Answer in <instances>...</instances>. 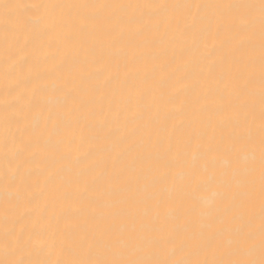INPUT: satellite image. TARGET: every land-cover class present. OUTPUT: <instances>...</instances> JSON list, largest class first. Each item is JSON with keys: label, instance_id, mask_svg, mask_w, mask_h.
Wrapping results in <instances>:
<instances>
[{"label": "bare ground", "instance_id": "6f19581e", "mask_svg": "<svg viewBox=\"0 0 264 264\" xmlns=\"http://www.w3.org/2000/svg\"><path fill=\"white\" fill-rule=\"evenodd\" d=\"M261 0H0V264L261 259Z\"/></svg>", "mask_w": 264, "mask_h": 264}, {"label": "snow or ice", "instance_id": "6c2138e0", "mask_svg": "<svg viewBox=\"0 0 264 264\" xmlns=\"http://www.w3.org/2000/svg\"><path fill=\"white\" fill-rule=\"evenodd\" d=\"M261 10L264 12V0H261ZM262 117H264V113H262ZM264 131V129H262ZM264 143V140H262ZM262 168H264V161H262ZM262 199H264V193H262ZM262 212H264V206H262ZM4 264H25L24 261H16V262H4ZM95 264H169L167 261H133V262H101L97 261ZM177 264H183V262H177ZM202 264H264V220H262V241H261V259L259 261L256 260H247V261H223V262H209L204 261Z\"/></svg>", "mask_w": 264, "mask_h": 264}]
</instances>
